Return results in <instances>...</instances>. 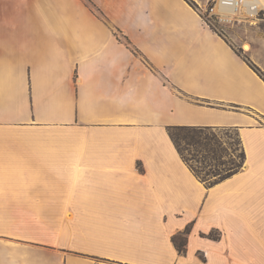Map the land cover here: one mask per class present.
<instances>
[{
	"label": "crops",
	"instance_id": "crops-1",
	"mask_svg": "<svg viewBox=\"0 0 264 264\" xmlns=\"http://www.w3.org/2000/svg\"><path fill=\"white\" fill-rule=\"evenodd\" d=\"M171 126L242 168L205 187ZM0 264H264V81L189 0H0Z\"/></svg>",
	"mask_w": 264,
	"mask_h": 264
},
{
	"label": "trees",
	"instance_id": "trees-1",
	"mask_svg": "<svg viewBox=\"0 0 264 264\" xmlns=\"http://www.w3.org/2000/svg\"><path fill=\"white\" fill-rule=\"evenodd\" d=\"M91 10L97 17L104 19L102 13L97 9L91 8ZM214 130L221 129L191 126H171L168 129L170 139L181 159L205 187H211L231 177L242 168L245 161V152L238 131L229 129L235 132V144L230 146L229 151L232 156L238 151V160L226 163L222 161V158L227 148L223 146L221 138ZM185 152L188 153V156ZM189 232L190 226H187L183 233L172 238L179 253L186 251ZM206 237L214 240L219 239V235L213 232H210Z\"/></svg>",
	"mask_w": 264,
	"mask_h": 264
},
{
	"label": "rangeland",
	"instance_id": "rangeland-1",
	"mask_svg": "<svg viewBox=\"0 0 264 264\" xmlns=\"http://www.w3.org/2000/svg\"><path fill=\"white\" fill-rule=\"evenodd\" d=\"M189 1L202 13V15H205L207 8L212 4L213 0ZM214 12H216V9H214ZM212 28L230 39L237 53L245 61L251 62L254 71L264 81V16L261 14L260 18L257 19L254 24H249L247 22L227 23L218 22L216 20ZM246 42L250 45L249 51H245L244 49V43ZM249 53L257 59V64L251 60ZM214 132L221 138L223 146L227 148L222 161L227 163L231 160H238V151L235 152L233 156L229 151L230 146L235 144V132L229 129L214 130ZM185 154L188 156L187 152H185Z\"/></svg>",
	"mask_w": 264,
	"mask_h": 264
},
{
	"label": "built area",
	"instance_id": "built-area-1",
	"mask_svg": "<svg viewBox=\"0 0 264 264\" xmlns=\"http://www.w3.org/2000/svg\"><path fill=\"white\" fill-rule=\"evenodd\" d=\"M205 13L203 20L211 28L216 20L254 24L261 14L264 16V7H259L257 0H213Z\"/></svg>",
	"mask_w": 264,
	"mask_h": 264
},
{
	"label": "bare ground",
	"instance_id": "bare-ground-1",
	"mask_svg": "<svg viewBox=\"0 0 264 264\" xmlns=\"http://www.w3.org/2000/svg\"><path fill=\"white\" fill-rule=\"evenodd\" d=\"M257 2H258L259 7H264V0H257ZM244 49H245V51L250 50V45L248 42L244 43Z\"/></svg>",
	"mask_w": 264,
	"mask_h": 264
}]
</instances>
